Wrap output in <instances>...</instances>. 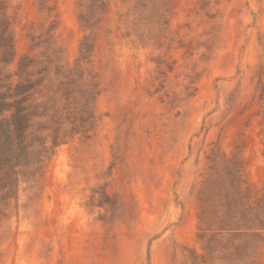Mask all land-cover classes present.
Masks as SVG:
<instances>
[{
    "label": "rangeland",
    "instance_id": "1",
    "mask_svg": "<svg viewBox=\"0 0 264 264\" xmlns=\"http://www.w3.org/2000/svg\"><path fill=\"white\" fill-rule=\"evenodd\" d=\"M6 11L8 69L56 53L98 88L96 123L16 195L0 193V264H264V241L235 257L238 243L209 251L199 238L213 152L239 155L252 200L264 196V0H7Z\"/></svg>",
    "mask_w": 264,
    "mask_h": 264
},
{
    "label": "trees",
    "instance_id": "2",
    "mask_svg": "<svg viewBox=\"0 0 264 264\" xmlns=\"http://www.w3.org/2000/svg\"><path fill=\"white\" fill-rule=\"evenodd\" d=\"M6 7L7 0H0L1 199L16 195L20 182L32 179L70 135L87 132L96 123L98 88L79 66L65 67L56 53L48 59L26 53L16 69H8L17 54ZM93 47L86 36L80 60H88ZM208 159L199 198V238L209 251L229 248L223 246L226 240L229 246L238 243L236 257L252 241H264V196L259 203L252 200L239 155L224 158L213 152Z\"/></svg>",
    "mask_w": 264,
    "mask_h": 264
}]
</instances>
